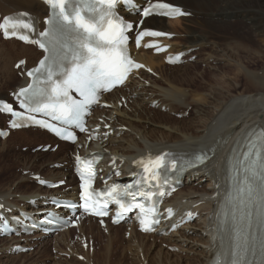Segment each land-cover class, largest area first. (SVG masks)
I'll list each match as a JSON object with an SVG mask.
<instances>
[{
  "label": "bare ground",
  "instance_id": "bare-ground-1",
  "mask_svg": "<svg viewBox=\"0 0 264 264\" xmlns=\"http://www.w3.org/2000/svg\"><path fill=\"white\" fill-rule=\"evenodd\" d=\"M153 1L155 0H149V4ZM172 1L174 3H171L179 10L188 14V19L168 21L173 28L172 31L167 29V22L164 19L154 17L144 19L141 29H155L170 34L161 40L164 45L169 46L168 50L158 55L143 47L132 51L135 59L144 65V69L134 72L120 89H115L104 96L102 102L105 105H98L93 109L88 124L91 128L99 127L92 133L95 136H90L96 139L87 142L88 136L82 137L74 145L58 142L60 151L65 146L72 147L70 156L65 154L53 161L47 160L39 168L34 163L40 156L49 155L52 158L53 155L37 151L31 159L24 160L22 171L27 172V175H20L16 180L9 181L8 185L0 183V204L3 206L0 213L7 219L17 218L18 221H11V224L16 231H22L29 228L32 223H39L37 219L42 215H37L50 208L49 205L43 206L45 202L55 197L68 198L77 195V182L76 185H72L74 178L66 172L70 161H74L77 153L101 154L104 159L100 166L101 172L112 176V181L118 180L115 178L117 171L121 172L119 178H126L135 170L137 159L152 154L190 153L197 150L213 154L207 165L187 173L182 187L164 199L163 206L174 209V217L158 226L160 234L152 235L139 233L136 226L129 222L116 227L107 223L105 228H100L96 223L97 229L93 230L94 220L85 218L80 220L76 229L79 238H84L85 242L89 243L88 249H91V252L87 254L81 246L80 250L74 246L68 237L74 229L48 236L42 235L43 229H40L31 236L20 235L0 239L3 241L0 248L3 256L12 254L15 245L23 248L36 246V254H42L45 241L52 238L54 239L52 249L69 254L71 261L62 258L53 260L50 264H73L76 258L82 262L75 264H109L111 256L118 250L131 255L130 262L125 264H208L211 260V232L216 206L224 191L222 173L225 157L233 143L241 139L248 130L257 126L264 130V71L258 74L260 73L258 70H251L247 64L250 59H261L264 56V0ZM146 2L147 0H135L140 9ZM0 5L2 6L0 21L5 16L24 12L34 18V25L39 32L45 28L43 19L47 17V8L40 0H0ZM135 11L134 9L126 14L128 20L138 21L140 16ZM235 18L236 20L240 18L239 22H234ZM181 20L189 22L192 26L180 28ZM237 25L244 29V32L231 34L222 32L225 29L232 30ZM248 29H254L255 37ZM0 40V57L2 60L5 58L4 63H1L0 72L9 82L14 80V74L22 76L7 93V95L13 93L14 96L17 89L28 84L29 80L24 76V72L35 66L43 53L36 47L24 45L14 39ZM229 40L232 42L229 43ZM257 41L263 46H254L253 42ZM205 45H209V50L203 53V58L206 60L213 58L212 61L216 63L211 67L217 73L210 77L206 89L189 85L192 84V79H187V75L181 77L174 75L172 78L164 75V61L168 54L183 53L185 54L183 60L187 61L191 56L199 55L196 51ZM11 53L19 57L10 65ZM203 58L200 60L205 62ZM21 59H25V65L14 70L15 63ZM219 64L226 69H222ZM149 71L158 76L162 83L151 80L148 76ZM6 91L0 90V95ZM0 100L6 99L0 97ZM154 103L155 108H164L169 113L181 115L192 107L191 113L195 119L186 127L163 121L164 118L155 122L150 119L147 110L144 111V107H151ZM0 117L3 118V115ZM150 125L154 127L148 130L147 126ZM16 137H24L30 141L41 137L54 140L46 132L36 128L11 130L5 140L2 141L0 137V151H5V143ZM46 144H50V140ZM37 146L39 145L34 148ZM36 175L50 183L64 181L67 183L66 188L51 190L39 185L31 192L20 189L22 184L30 182ZM189 213L194 216L189 222L181 224ZM173 224L177 228L171 231ZM119 230L123 231L121 237L118 234ZM101 232L107 234L102 242ZM126 235L127 240L123 239ZM157 242L160 245H157ZM83 243L84 241H80L78 245L83 247ZM62 245L65 249L61 247Z\"/></svg>",
  "mask_w": 264,
  "mask_h": 264
},
{
  "label": "rangeland",
  "instance_id": "rangeland-1",
  "mask_svg": "<svg viewBox=\"0 0 264 264\" xmlns=\"http://www.w3.org/2000/svg\"><path fill=\"white\" fill-rule=\"evenodd\" d=\"M164 1H166V0H164ZM166 2L174 3L172 0H167ZM0 10H2L1 5H0ZM184 18L188 19L187 17H181V18H177V19H184ZM177 19L166 20L167 29L172 31L173 28L170 26L169 23L173 22ZM239 20H240V18L238 20H236V18L233 19L234 22L235 21L239 22ZM168 21H170V22L168 23ZM242 22L244 24V19L242 20ZM179 26H180V28H188L192 25H190L189 22L181 20ZM181 26H183V27H181ZM238 26L239 25L234 27L232 30L225 29L222 32L225 31L226 34H229V33L231 34L233 32L234 33L235 32H237V33L244 32L243 31L244 29H242L240 26L239 27ZM248 30L250 33H252V36L255 37L253 35L254 29H252V30L248 29ZM228 42L230 43V42H232V40H229ZM253 45L258 46V47L263 46L261 44V42H259V41L253 42ZM208 50H209V45H205L202 49L196 51V54H199V55L191 56L187 61H184L181 64H178L176 66L177 68H175L174 66H169V65L164 63V65H165V67L163 68L164 75L168 76L169 78L174 77V75H175V77L176 76L181 77L183 75H187V79H192V84H189V85H191L193 87H198L200 89H206L207 83L210 82L209 81L210 77L214 74L217 75V73L214 70H212V67L215 66V63H216V62L212 61L213 58H211L209 60L208 59L206 60L205 58H203L204 57L203 53H206ZM11 54L9 55V58L10 59L12 58L13 60L11 59V61H9L10 65L14 60H16L19 57V56H15L14 54H12V55ZM241 55L244 56L243 54H241ZM10 56H13V57H10ZM201 58H203L205 60V62H202L200 60ZM4 60H5V58H4ZM4 60H2V58L0 57V67H1V63L2 64L4 63ZM9 62H8V65H9ZM249 62L247 64H248L249 68H251V70H258L260 72V73L257 72L258 74H261L264 71V56L261 59H257V58L250 59ZM10 65H9V67H10ZM219 66L222 69H226L224 66H222L220 64H219ZM14 75H15L14 80L9 82L8 80H5L4 76L0 72V90L2 92L7 90L6 93L5 92L2 93L0 95V97H3L4 99H6L9 102H12V97H11L12 95L11 94H10V96L7 95L8 91L12 90L14 88V86L18 83L17 81L19 79H21V75H19V74H17V75L14 74ZM148 76H150L151 80H156L157 82L162 83L161 79L158 76H155L150 71L148 72ZM219 77H221V76H219ZM179 81H181V80H179ZM119 107H121V103L119 104ZM154 107H155V105H153L152 107H144L145 108L144 111L147 110L146 113H149L150 119L152 118L151 120H153L155 122L161 121V119L163 120V118H164L165 120H163V121L171 122V123H177L178 125L186 127V126H189L190 122L195 119L194 114L191 113L192 107H189V110L186 113H184L183 115L176 114V113H169V111H166L164 108L159 109L158 107H156V108H154ZM163 115H164V117H162ZM165 115H167V116H165ZM158 118H159V120H158ZM0 122H1L0 126L5 127L7 124L6 117H3V118L0 117ZM152 127H154V126L153 125L147 126L148 130ZM24 139H26V140H24ZM10 140H8L9 142L7 141L5 143V151L4 150L0 151V153H1L0 154V183L2 185H8L9 181L16 180L20 175H27V172L22 171L23 161L31 159L34 156L35 152L42 151V150H37V147L43 146L44 144L46 145L47 141L50 140L51 148L45 152L52 154L53 157L50 158L49 155L48 156L47 155L40 156L38 158V160L34 163L37 166V168H39L41 165L45 164V162H47V160L51 159L53 161L57 158H60L61 156L65 155V154H67V156L69 157L70 156L69 152L72 149V147H70V146H65L60 151L61 148L59 147V143L56 140H52L50 138H45V137L38 138V140L34 139V141H32V140L30 141L24 137H20V138L16 137V138H12ZM55 144L58 145L57 149H53V146ZM36 145H39V146L34 148ZM71 163H72V161H70L69 167L66 170V172H67V174H69V176L72 175ZM34 170H36V169H34ZM71 184L75 185L76 184L75 180H73V182ZM37 187H38V184L36 183V181L34 179H32L30 182H25L24 184H22L20 189H22L25 192H31V191H35L37 189ZM64 187L66 188V185ZM181 187H182V185H181ZM92 227H93L92 228L93 230L97 229L95 222L93 223ZM123 229H124V227L121 230H123ZM121 230L118 231V234L120 237L122 236V233H123V231H121ZM106 235H107L106 233L101 232V242H102V240L106 239L105 238ZM78 236H79V233H78L77 229L71 230V232L68 235V237L71 238L72 243H74V246L79 248V250H80V246H81L82 250L86 254L88 252H91V249H88L89 248L88 241H87L88 244H86L87 247H85L86 245L85 246L83 245V247H82V245H78V243H79L78 242V238H79ZM64 238H66V237H64ZM123 239L127 240L128 235L123 236ZM53 240L54 239L50 238L49 240L45 241L44 253H42V254L41 253L36 254L37 253L36 252L37 251L36 246L27 247V251H25L23 253L15 252V253L9 254L7 256H3L4 254H2L0 252V264H35V261L37 262V264H42V263L50 264L53 262V260L56 261V260H60L62 258L66 259L67 261H71L69 254L67 255L64 253H60V252H57L56 249H52L53 242H54ZM149 242H151V241H149ZM2 245H3V241L0 240V248L2 247ZM157 245H160V243L157 242ZM61 247L63 249H65L63 245ZM162 248L165 249V246L162 245ZM121 252L122 251H120V250H118L117 252L115 251L110 258L109 264H118V262L121 264H125L127 262H130L129 260L131 258V255H129L128 252H124V251L122 253ZM173 252L176 253L177 251H173ZM39 254H41V255L39 256ZM22 255H24V256H22ZM16 256H18V257H16ZM140 259L142 260V256H140ZM75 260H76V262H82L81 259L76 258V259H74V262H75ZM75 263H73V264H75ZM64 264H67V263H64Z\"/></svg>",
  "mask_w": 264,
  "mask_h": 264
},
{
  "label": "snow or ice",
  "instance_id": "snow-or-ice-1",
  "mask_svg": "<svg viewBox=\"0 0 264 264\" xmlns=\"http://www.w3.org/2000/svg\"><path fill=\"white\" fill-rule=\"evenodd\" d=\"M107 2L109 7H111L117 3V0H107ZM127 2L131 4L132 0H127ZM158 7L164 8L167 7V5L161 4L158 5ZM149 14L148 11L143 13L146 17ZM64 19H68V17L64 16ZM25 27H27V25H25ZM109 27L112 31L108 35H105L102 25L99 26L96 32H90L87 28L85 29V31H89V35L80 47L86 48L88 55L81 57L79 53L74 54L71 57L74 66L70 67L68 71L61 73L62 84L56 85L52 89L57 101H59L61 96L64 98L63 102L60 103V110L62 118L66 121L69 117L73 120L77 119L86 105L97 102V93L100 90L110 91L112 88L122 85L134 69L142 67L131 60L127 48L123 46L126 40L123 31L131 27V25L124 23L121 28L120 25H113L110 23ZM5 34L12 35L15 33L6 30ZM143 34L148 35L149 33ZM152 34L157 36L161 35L160 33ZM88 41H91V44L88 43ZM136 43L139 46V40H137ZM29 75H32V73H29ZM48 78L51 79L50 75ZM69 89H75L83 96V103H77L75 100H72L69 97ZM7 110L9 112L12 111L10 107ZM249 155L250 157H255L256 155L260 156V167L257 171L250 172L249 182L242 189V192H246L247 194L246 202L244 203L245 215L247 218L252 216L253 208L257 203L256 197L258 196L262 218H264V133L261 135L260 143L253 147ZM155 160L157 162L164 161V157H156ZM160 166L164 167L163 164H160ZM114 190L115 189H113V191ZM90 195L96 194L90 193ZM85 199H87V197H85ZM100 214L103 215V213ZM142 223H144V221H142ZM143 230L149 231L151 228L147 227ZM241 251H248L246 244L242 245ZM217 264H219V262H217ZM233 264H243V260L233 261Z\"/></svg>",
  "mask_w": 264,
  "mask_h": 264
}]
</instances>
